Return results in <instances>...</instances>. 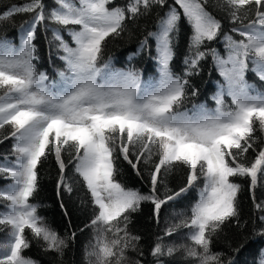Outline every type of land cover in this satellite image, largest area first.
<instances>
[{
    "label": "snow or ice",
    "instance_id": "6c2138e0",
    "mask_svg": "<svg viewBox=\"0 0 264 264\" xmlns=\"http://www.w3.org/2000/svg\"><path fill=\"white\" fill-rule=\"evenodd\" d=\"M134 37L115 60L109 45ZM0 144V264H39L33 245L64 264L85 229L82 264H248L238 254L264 241V0L5 4ZM45 176L63 236L34 202ZM250 254L264 264V247Z\"/></svg>",
    "mask_w": 264,
    "mask_h": 264
},
{
    "label": "trees",
    "instance_id": "16d2710c",
    "mask_svg": "<svg viewBox=\"0 0 264 264\" xmlns=\"http://www.w3.org/2000/svg\"><path fill=\"white\" fill-rule=\"evenodd\" d=\"M27 2V0H0V11H3L5 4H23ZM118 3H125L126 0H117ZM169 2H173V0H169ZM45 4H53L54 0H44ZM26 19H28V14H19L15 16L14 22L9 25V34L16 31L21 23H23ZM150 23V22H149ZM38 48L41 49V54L43 57L42 63L47 65L48 54L46 48H44L42 44V33H40V39L37 41ZM136 39L135 37L132 40H124L119 41L116 44L109 45V51L115 60H124L127 58L129 51L136 48ZM219 49L223 52V45H219ZM107 55V53H106ZM139 59V58H137ZM152 62L149 60H145L142 64L138 66H144V64L150 65ZM119 67L120 65L117 64ZM249 79L252 80V74L249 73ZM207 80L208 73H204V80L198 81L201 84L202 90L207 88ZM214 90V89H213ZM211 103V102H209ZM4 144H8V141H5ZM4 144H0V160H2V153L4 149ZM123 176L122 179L125 183L130 187H136L141 191L145 189L142 186V183L138 180V178L134 177V175H130L128 172L127 165H123ZM4 181L0 180V185H3ZM44 185L43 190L40 192L38 200L34 202H39L42 206L38 209L39 213L46 218V222L57 230V232L63 236L65 232V224L66 222L63 220L60 209L55 202L53 190L51 187V182L45 178L41 181ZM262 189L259 187L254 190L257 198H260ZM240 199L242 202V210L243 217L242 219H247L250 205H251V193H249L246 189H242L240 193ZM79 203L78 201L76 202ZM0 209H2V204H0ZM145 212H147V207H145ZM79 223L78 220H73V225L75 226ZM135 228L134 231H138L139 234L145 237L142 243L147 246L149 233L154 229H150L148 225V221L146 216H140L134 222ZM4 242V233L0 232V243ZM88 242V230L85 229L84 233L77 232L75 238V244L71 245L70 248L65 250V255L63 257L64 264H82L83 259V248L84 245ZM261 247H264V241H261L259 237L254 238L253 241L250 242L249 250L242 251L238 254V259L243 262L247 260L248 264H253V256L250 254L252 251H258ZM218 248H223V242L218 246ZM25 255L31 256L34 260L39 261V264H57L55 261L56 254L54 252L49 251L47 254H44L41 250L37 249L35 245L31 247L30 250H26Z\"/></svg>",
    "mask_w": 264,
    "mask_h": 264
}]
</instances>
